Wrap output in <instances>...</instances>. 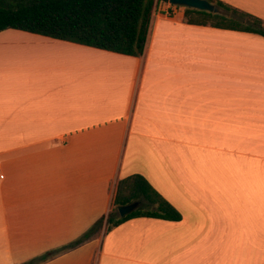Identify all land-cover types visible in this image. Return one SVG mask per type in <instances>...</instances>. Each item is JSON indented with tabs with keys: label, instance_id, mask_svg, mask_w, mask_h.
Returning <instances> with one entry per match:
<instances>
[{
	"label": "crops",
	"instance_id": "crops-1",
	"mask_svg": "<svg viewBox=\"0 0 264 264\" xmlns=\"http://www.w3.org/2000/svg\"><path fill=\"white\" fill-rule=\"evenodd\" d=\"M220 1L264 21V0ZM183 18L157 7L141 57L0 32V264L102 218L41 264H264V37ZM135 175L182 219L107 231Z\"/></svg>",
	"mask_w": 264,
	"mask_h": 264
},
{
	"label": "trees",
	"instance_id": "trees-1",
	"mask_svg": "<svg viewBox=\"0 0 264 264\" xmlns=\"http://www.w3.org/2000/svg\"><path fill=\"white\" fill-rule=\"evenodd\" d=\"M222 14L186 8L183 22L190 25L257 34L264 37V21L220 0H207ZM160 0H0V32L14 29L133 57L144 55L153 14ZM139 202L124 218L118 209ZM135 218L178 222L181 214L139 175L121 180L114 208L106 219L107 231ZM105 218L82 237L26 264H41L74 250L101 230Z\"/></svg>",
	"mask_w": 264,
	"mask_h": 264
},
{
	"label": "water",
	"instance_id": "water-1",
	"mask_svg": "<svg viewBox=\"0 0 264 264\" xmlns=\"http://www.w3.org/2000/svg\"><path fill=\"white\" fill-rule=\"evenodd\" d=\"M169 3L174 6L186 7L191 9H196L199 11H206L213 14H222L223 10L211 4L207 0H169ZM139 207V203L135 202L128 206L119 207V213L122 218L126 217L127 215L131 214Z\"/></svg>",
	"mask_w": 264,
	"mask_h": 264
},
{
	"label": "rangeland",
	"instance_id": "rangeland-1",
	"mask_svg": "<svg viewBox=\"0 0 264 264\" xmlns=\"http://www.w3.org/2000/svg\"><path fill=\"white\" fill-rule=\"evenodd\" d=\"M158 8L161 13L173 16L176 19L178 16L181 18V15H183V12L185 10V7L171 5L169 3V0H160ZM105 227V229H107V225Z\"/></svg>",
	"mask_w": 264,
	"mask_h": 264
}]
</instances>
